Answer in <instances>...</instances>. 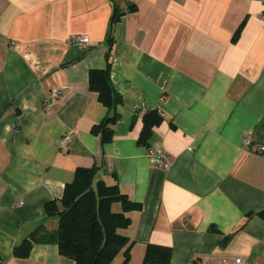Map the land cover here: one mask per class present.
Listing matches in <instances>:
<instances>
[{
  "label": "crops",
  "instance_id": "crops-1",
  "mask_svg": "<svg viewBox=\"0 0 264 264\" xmlns=\"http://www.w3.org/2000/svg\"><path fill=\"white\" fill-rule=\"evenodd\" d=\"M113 1L125 13L110 31ZM113 1L0 0V264H74L56 243L26 256L14 246L57 227L45 205L79 166L140 203L121 230L127 264L150 242L170 245L176 264H264V219L247 218L264 209V0ZM76 33L90 44H70ZM107 53L123 103L102 142L91 129L107 108L88 76ZM149 108L163 116L150 143L167 171L138 142Z\"/></svg>",
  "mask_w": 264,
  "mask_h": 264
},
{
  "label": "trees",
  "instance_id": "trees-1",
  "mask_svg": "<svg viewBox=\"0 0 264 264\" xmlns=\"http://www.w3.org/2000/svg\"><path fill=\"white\" fill-rule=\"evenodd\" d=\"M113 4L110 31L125 13L114 1ZM134 8V3H128L127 10ZM238 31L239 29L236 35ZM109 35L112 40L111 33ZM106 61L104 68H91L88 76L89 88L97 92L98 100L107 108V114L91 129L101 136L102 142L112 139V126L119 119L117 106L123 103L121 94L111 81L109 53L106 54ZM162 120L163 116L158 109H147L142 116L143 124L138 142L149 146L153 127L159 125ZM96 174V166L77 167L73 179L65 184L62 196L45 205L47 213L58 218L57 227L53 230L37 229L14 246V254L26 256L34 243L52 242L58 245L60 254L72 259L74 264H127L132 240L121 230L131 222L127 212L140 208V203L122 192L117 182L95 180ZM115 203H120L121 209L116 210ZM252 214L264 219V209L249 213L247 218ZM213 230L218 231L216 227H213ZM230 235L225 236L223 243ZM119 253H122L123 258L117 263L115 257ZM171 255L170 245L150 242L146 244L140 264H176Z\"/></svg>",
  "mask_w": 264,
  "mask_h": 264
},
{
  "label": "built area",
  "instance_id": "built-area-1",
  "mask_svg": "<svg viewBox=\"0 0 264 264\" xmlns=\"http://www.w3.org/2000/svg\"><path fill=\"white\" fill-rule=\"evenodd\" d=\"M68 42L70 44H75L80 47H87L90 44V38L87 34L76 33L69 37ZM61 93L60 89H52L51 96L57 97ZM70 137V132L64 135L61 143H64ZM252 139L250 136H245L242 140V144L245 148H248L251 145ZM259 150L264 148L261 144L257 147ZM147 156L152 165L162 167L165 171H167L171 165L167 154L162 150L159 143H151L147 146ZM232 264H247L241 256H235Z\"/></svg>",
  "mask_w": 264,
  "mask_h": 264
}]
</instances>
